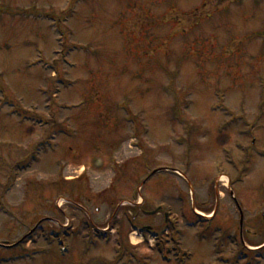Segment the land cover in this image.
<instances>
[{
    "label": "rangeland",
    "instance_id": "374dc122",
    "mask_svg": "<svg viewBox=\"0 0 264 264\" xmlns=\"http://www.w3.org/2000/svg\"><path fill=\"white\" fill-rule=\"evenodd\" d=\"M0 84V264H264V0H0Z\"/></svg>",
    "mask_w": 264,
    "mask_h": 264
},
{
    "label": "bare ground",
    "instance_id": "6f19581e",
    "mask_svg": "<svg viewBox=\"0 0 264 264\" xmlns=\"http://www.w3.org/2000/svg\"><path fill=\"white\" fill-rule=\"evenodd\" d=\"M223 180H224V182L225 183H229V181H228V179L225 177V178H223ZM212 217V215H209V216H207L206 218L207 219H210Z\"/></svg>",
    "mask_w": 264,
    "mask_h": 264
},
{
    "label": "trees",
    "instance_id": "16d2710c",
    "mask_svg": "<svg viewBox=\"0 0 264 264\" xmlns=\"http://www.w3.org/2000/svg\"><path fill=\"white\" fill-rule=\"evenodd\" d=\"M264 225V220H263V222H262V226Z\"/></svg>",
    "mask_w": 264,
    "mask_h": 264
},
{
    "label": "flooded vegetation",
    "instance_id": "af4514ba",
    "mask_svg": "<svg viewBox=\"0 0 264 264\" xmlns=\"http://www.w3.org/2000/svg\"><path fill=\"white\" fill-rule=\"evenodd\" d=\"M158 215V214H157Z\"/></svg>",
    "mask_w": 264,
    "mask_h": 264
}]
</instances>
